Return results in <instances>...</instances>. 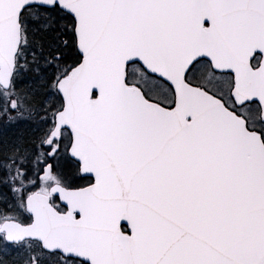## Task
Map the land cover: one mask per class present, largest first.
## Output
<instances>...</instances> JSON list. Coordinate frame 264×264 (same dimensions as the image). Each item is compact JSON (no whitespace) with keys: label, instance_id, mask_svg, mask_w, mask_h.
<instances>
[{"label":"snow or ice","instance_id":"snow-or-ice-1","mask_svg":"<svg viewBox=\"0 0 264 264\" xmlns=\"http://www.w3.org/2000/svg\"><path fill=\"white\" fill-rule=\"evenodd\" d=\"M0 264H264V0H0Z\"/></svg>","mask_w":264,"mask_h":264}]
</instances>
